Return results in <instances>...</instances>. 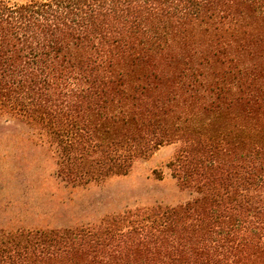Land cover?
<instances>
[{"label":"trees","instance_id":"obj_1","mask_svg":"<svg viewBox=\"0 0 264 264\" xmlns=\"http://www.w3.org/2000/svg\"><path fill=\"white\" fill-rule=\"evenodd\" d=\"M23 142L72 185L178 142L166 165L189 197L12 225L0 264H264V0H0V168L17 189Z\"/></svg>","mask_w":264,"mask_h":264},{"label":"rangeland","instance_id":"obj_2","mask_svg":"<svg viewBox=\"0 0 264 264\" xmlns=\"http://www.w3.org/2000/svg\"><path fill=\"white\" fill-rule=\"evenodd\" d=\"M178 146V142L163 144L149 156L137 158L125 175L72 185L55 175L45 144L23 142L17 150L23 157L21 161L30 165L21 174L23 186L14 187L8 170L0 168V235H5L12 225L51 228L92 224L127 208L183 201L189 193L179 189L166 165ZM10 150L6 146L0 150V167L9 163L4 152Z\"/></svg>","mask_w":264,"mask_h":264}]
</instances>
